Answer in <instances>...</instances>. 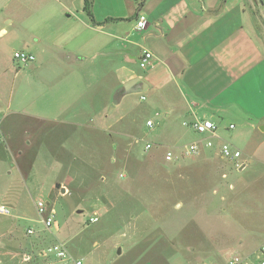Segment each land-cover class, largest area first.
I'll list each match as a JSON object with an SVG mask.
<instances>
[{"label":"crops","instance_id":"crops-1","mask_svg":"<svg viewBox=\"0 0 264 264\" xmlns=\"http://www.w3.org/2000/svg\"><path fill=\"white\" fill-rule=\"evenodd\" d=\"M90 1L93 19L84 10L85 0H0V18L6 10L7 25L15 21V3L28 16L18 42L35 57L25 76L35 78L36 91L35 111L0 99L4 144L15 167L0 175L2 193L34 188L37 161H58V144L49 147L46 140H54L60 130L109 135L135 112L132 96L140 94L141 101L153 99L157 109L162 106L169 137L194 136L193 143L203 148L194 161L213 151L205 142L221 140L225 120L229 126L241 124L252 136L259 132L255 152L247 158L243 153L242 176L234 177L241 180L214 193L232 201L233 215L243 216L242 228L263 236L264 149L258 151L264 146V39L255 32V12L260 2L264 8V0ZM140 15L148 19L144 30L136 27ZM7 32L0 27V40ZM145 51L153 59L142 68ZM196 120L213 121L217 136L185 126ZM26 124L32 128L23 135ZM62 183L74 185V176ZM14 206L20 209L18 203ZM245 246L249 241L241 240L237 251Z\"/></svg>","mask_w":264,"mask_h":264},{"label":"rangeland","instance_id":"rangeland-1","mask_svg":"<svg viewBox=\"0 0 264 264\" xmlns=\"http://www.w3.org/2000/svg\"><path fill=\"white\" fill-rule=\"evenodd\" d=\"M261 5L256 7L255 32L264 39ZM14 10V23H4L6 10L0 18V27L8 30L0 40V99L1 103L10 101L13 108L35 111V78L25 76L35 62L24 65L14 58L17 51L29 53L18 42L28 16L16 3ZM140 98V94L132 96L135 112L117 123L109 135L94 130L83 135L60 130L54 140H46L49 147L58 144L59 157L58 161H37L34 188L4 194L0 178V205L11 211L8 217L0 216V264H57L38 255L56 243L65 244L82 264H229L233 257L246 258L264 245V235L253 236L239 225L243 216L238 212L233 215L232 201L214 193L229 189L230 184L241 180L234 181V177L242 176L241 167L221 159V146L229 143L241 150L242 162L258 148L259 132L252 136L239 123L230 130V121L225 120L221 140L213 141V151L202 154L199 161L169 162L165 153L179 152L193 143L194 136L169 137L171 130L162 106L157 109L153 99ZM148 120L154 122L153 129L147 128ZM129 125L132 128L125 129ZM30 128L26 124L23 135ZM37 140L46 149V141ZM149 143L152 149L146 150ZM14 169L3 139L0 175ZM69 174L75 184L64 186L62 181ZM61 187L67 193H61ZM37 198L45 199L56 211L57 227L43 230ZM96 217L98 221L91 223ZM30 228L40 231L39 239L27 234ZM241 240H248L249 246L237 251ZM246 264H259L257 255Z\"/></svg>","mask_w":264,"mask_h":264},{"label":"built area","instance_id":"built-area-1","mask_svg":"<svg viewBox=\"0 0 264 264\" xmlns=\"http://www.w3.org/2000/svg\"><path fill=\"white\" fill-rule=\"evenodd\" d=\"M148 19L145 15H140L137 19L136 27L138 30H144L147 27ZM14 58L24 64L27 65L35 60V57L31 53L26 52H16L14 54ZM153 59V54L149 51H145L141 58V67L146 68L151 60ZM145 99V98H143ZM148 127L154 128L155 124L153 121L147 122ZM185 126L192 127L198 134L206 135L210 134L215 137L218 133V126L211 120H196L193 123H186ZM236 126L231 124L229 126L230 130L235 129ZM0 142H3L2 130L0 125ZM214 147V143L212 140H208L205 142V148L212 149ZM152 149V144H147L146 150ZM203 148L199 143H191L183 147L179 152H175L173 150H168L165 153V159L169 162H177L181 160H196ZM221 159L227 161L237 168L242 166V151L235 148L233 145L229 143H224L220 149ZM36 209L38 215L40 217V223L43 225V230H51L53 227H57L56 221V211L52 209L49 203L43 199L39 198L36 200ZM11 211L8 207L4 205H0V216H10ZM98 221V218H91L90 222L95 223ZM27 234L29 236H33L36 238H40V231H37L33 228L27 230ZM39 257L44 261H54L57 264H82L81 260H76L68 251L67 247L63 243H56L50 245L44 249H41L38 253ZM257 255V260L259 264H264V245L257 249L253 253V256ZM253 256H249L246 258L242 257H233L229 264H246L249 259Z\"/></svg>","mask_w":264,"mask_h":264},{"label":"trees","instance_id":"trees-1","mask_svg":"<svg viewBox=\"0 0 264 264\" xmlns=\"http://www.w3.org/2000/svg\"><path fill=\"white\" fill-rule=\"evenodd\" d=\"M84 10L86 13L93 19V14H92V3L90 0H85V7Z\"/></svg>","mask_w":264,"mask_h":264},{"label":"water","instance_id":"water-1","mask_svg":"<svg viewBox=\"0 0 264 264\" xmlns=\"http://www.w3.org/2000/svg\"><path fill=\"white\" fill-rule=\"evenodd\" d=\"M57 188H60V185H58ZM61 193L65 194L66 193V188L61 187Z\"/></svg>","mask_w":264,"mask_h":264}]
</instances>
